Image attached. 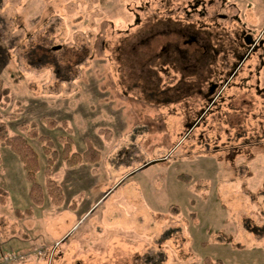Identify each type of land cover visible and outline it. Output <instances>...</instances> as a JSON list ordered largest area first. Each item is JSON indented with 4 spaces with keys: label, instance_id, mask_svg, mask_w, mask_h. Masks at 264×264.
<instances>
[{
    "label": "rangeland",
    "instance_id": "rangeland-1",
    "mask_svg": "<svg viewBox=\"0 0 264 264\" xmlns=\"http://www.w3.org/2000/svg\"><path fill=\"white\" fill-rule=\"evenodd\" d=\"M243 31L256 43L234 51ZM183 33L210 45L200 63ZM0 87L10 134L39 155L44 196L31 200L0 142V258L264 264V0H3ZM23 125L59 153V205L44 143ZM67 138L99 161L68 166Z\"/></svg>",
    "mask_w": 264,
    "mask_h": 264
},
{
    "label": "trees",
    "instance_id": "trees-1",
    "mask_svg": "<svg viewBox=\"0 0 264 264\" xmlns=\"http://www.w3.org/2000/svg\"><path fill=\"white\" fill-rule=\"evenodd\" d=\"M3 0H0V5ZM47 54L52 53L51 49L46 48ZM4 93L8 95V89L0 87V94ZM1 96V95H0ZM50 126H55L57 123L55 120L46 119ZM22 129H26L30 137H38L41 142L44 143L43 151L48 156V166L46 172L48 173L47 192L51 197L54 204H61L64 200V194L62 187L50 176L51 167L59 157V153L54 149L52 140L45 135L38 133L36 128H28L27 126H21ZM0 142L9 147L15 154L18 155L23 163V167L26 171L28 180L31 182L30 198L35 204H41L43 201V188L37 182L36 176L41 169L40 158L34 147L29 143L28 138L21 133L11 135L7 124L3 120V115L0 113ZM62 159L70 167L76 166L79 163L85 161L89 163H95L100 159V152L91 143L88 144L86 151L81 154L73 150V141L71 138H67L64 141L62 151L60 153ZM188 174H181L180 178H188ZM2 190L0 189V192ZM264 215V212H262ZM208 264H222L220 261L213 262L207 261Z\"/></svg>",
    "mask_w": 264,
    "mask_h": 264
},
{
    "label": "flooded vegetation",
    "instance_id": "flooded-vegetation-1",
    "mask_svg": "<svg viewBox=\"0 0 264 264\" xmlns=\"http://www.w3.org/2000/svg\"><path fill=\"white\" fill-rule=\"evenodd\" d=\"M241 36L243 38V41L241 43H234L233 46H232V49L234 48V51H236L239 47H241L242 49H248L251 50L252 46L255 45L256 43V39L253 38V36L248 33L246 34L244 31L241 33ZM183 37V42L184 44L186 45H196L197 47L196 50L198 51V55L195 56L196 59L198 60L197 64L201 62L202 58L204 55H207L208 52H209V48L210 45H208V43L202 38V37H199L198 35H195V34H192V33H183L182 35ZM238 41V40H237ZM189 43V44H188ZM166 47L167 45L163 46L162 47V51L166 50ZM185 50L184 48H182L181 46H177L175 49H174V52H177V54H180V56L183 57L184 53H185ZM195 51V50H194ZM233 71L231 72V75H233ZM228 81V79H227ZM214 87L211 86V90L213 89Z\"/></svg>",
    "mask_w": 264,
    "mask_h": 264
},
{
    "label": "built area",
    "instance_id": "built-area-1",
    "mask_svg": "<svg viewBox=\"0 0 264 264\" xmlns=\"http://www.w3.org/2000/svg\"><path fill=\"white\" fill-rule=\"evenodd\" d=\"M38 253L43 255L44 251L38 250ZM25 257H27L25 254L10 251L1 256L0 264H18L19 261H24Z\"/></svg>",
    "mask_w": 264,
    "mask_h": 264
},
{
    "label": "water",
    "instance_id": "water-1",
    "mask_svg": "<svg viewBox=\"0 0 264 264\" xmlns=\"http://www.w3.org/2000/svg\"><path fill=\"white\" fill-rule=\"evenodd\" d=\"M60 46L56 47L55 49H58Z\"/></svg>",
    "mask_w": 264,
    "mask_h": 264
}]
</instances>
